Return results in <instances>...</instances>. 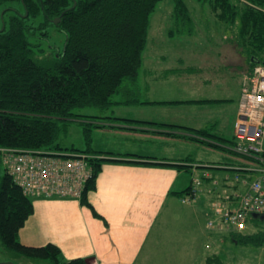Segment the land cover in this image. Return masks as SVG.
<instances>
[{
  "label": "trees",
  "instance_id": "1",
  "mask_svg": "<svg viewBox=\"0 0 264 264\" xmlns=\"http://www.w3.org/2000/svg\"><path fill=\"white\" fill-rule=\"evenodd\" d=\"M160 1L0 0V5L3 2H16L21 10H16V13L6 10L8 12L5 11L2 16L0 149L28 152L38 157H49L51 160L76 157L83 159L86 169L90 171V177L83 186L80 203L89 207L95 217L100 216L87 201V194L95 188L96 178L103 163L178 169L190 167L186 165V162H189L186 159L180 164H156L143 161L151 157L143 158L132 153L125 154L124 157H127L125 159L105 158L101 152L92 149V134L96 129L103 128L104 122L119 121L128 125L127 127L131 126L130 123H137L115 117L110 111L114 106L146 103L131 96V92L139 93L134 87L128 86L124 90L120 85L124 79L133 85L137 81L142 53L147 44L149 17ZM195 1L210 12L202 30L199 29L201 23L197 22L194 27L184 0H173L171 17L178 29L175 34H184L188 38L197 36L198 42L205 44L202 46L206 47L200 48L202 50L194 55L199 66L188 65L185 56L177 57L176 64L184 65L182 69L177 68V72H180L178 76L182 73L183 76L200 75L201 78H205L207 72H211L219 79L238 78L239 104L244 82L250 83L255 66H264V0ZM26 12L25 17L23 15ZM37 17L40 19L36 24ZM58 17L60 21L56 25L53 24V20ZM29 20H33L36 25L28 24ZM46 25L52 26L63 35L61 50L46 52L44 48L49 46L43 47L42 43L38 42L49 38L50 33L46 30ZM168 34L174 33L170 31ZM215 41L218 45H213ZM204 60L206 65H200ZM159 68H162V63ZM172 72L173 70L168 73ZM146 86L147 91L149 86ZM205 102L209 101L203 100V103ZM76 108L94 109L95 115L73 113ZM74 120L84 125L82 135L85 147L77 150L72 148L67 152L60 151V147L54 145L59 135V123ZM142 125L174 126L146 122ZM212 125L218 126V123L212 122ZM184 129L194 136L186 140L207 149L220 148L226 152L224 157L230 158L232 164L225 167L220 162L194 163L191 167L194 170L206 169L207 165L209 170L230 172L222 173L223 177L219 180L215 179V173L213 176L201 174L192 177L189 187L176 192L180 201L187 204L195 202L198 194L205 190V181H208L207 193L214 196L212 185L216 183L221 191L227 190L225 194L229 197L221 198L220 202L229 209L237 208L234 191L239 196L243 195L248 190L250 182L259 175L254 170L242 168L254 167L257 160L235 152V141L229 143L216 129L213 132L208 127L199 130ZM165 135L168 134L165 132ZM1 159L0 153V242L3 247L21 257L44 260L48 264H89L88 259H64L60 249L52 243L35 247L23 245L18 241V232L32 214L33 205L21 187L13 182L5 168L1 174ZM262 159L264 160V153ZM261 166H264V163ZM208 212L211 217L206 219V222L212 220L214 215L212 209ZM257 219L264 221L260 215L246 216V226ZM206 230L210 235L214 232L207 227ZM229 236H232L234 243L241 246L250 245L261 249L264 245V229L246 234L235 232ZM212 258L218 261V258Z\"/></svg>",
  "mask_w": 264,
  "mask_h": 264
},
{
  "label": "crops",
  "instance_id": "2",
  "mask_svg": "<svg viewBox=\"0 0 264 264\" xmlns=\"http://www.w3.org/2000/svg\"><path fill=\"white\" fill-rule=\"evenodd\" d=\"M182 50L183 48H171L170 52L177 54L172 56L162 48V68L154 72L152 68L144 66L143 72L148 75L144 82L149 86L145 97L131 92V96L146 102L134 106L158 107L159 113H156L159 117H156L154 109L155 116L148 114L140 118L128 114L119 115L116 111L118 108L127 109L133 106L112 107L110 113L115 117L137 123H130L131 126L127 127L128 125L119 121L104 122V127L96 129L93 134L97 137L101 132H105L113 138L114 144L111 147L95 148L94 137L93 151L101 152L102 156L111 159H125V154L132 153L143 158L151 157L143 161L156 164H180L185 160L182 155L184 147L191 150L192 147L200 149L199 144L186 140L194 136L184 129L203 128L199 115L206 117V121L211 119L212 122H217L218 126L223 123V127L216 130L227 138L223 133L229 128L232 114L235 113L239 93L238 78L219 79L211 72H207L205 78L200 75L183 76L182 73L178 76L180 72H177V68L182 69L184 66L176 64L177 57H184ZM192 50L200 52L202 49ZM194 61L186 60L188 65L199 66L197 60ZM172 70V73H168ZM158 85L161 87V93L157 100L155 92ZM203 100L209 102L203 103ZM220 100L221 103H217ZM145 122L165 123L176 127L142 125ZM165 132L168 135H165ZM156 143L162 144V149L171 146L177 156L162 158L155 147ZM196 155L200 153L197 152ZM192 170V174L214 175L209 169ZM180 175L179 169L174 167L103 163L96 178L95 188L87 194V201L100 217H95L89 207L80 203V199L34 198L31 200L33 212L19 230L18 241L23 245L35 247L52 243L60 249L64 259L83 258L88 259L89 264H162V260L166 261L167 257L176 256L175 251L174 254L171 252L177 244L176 228L168 223L167 218L183 217V233L191 236L188 244L192 246L201 232L203 235H206L204 231L207 232L198 206L206 204L210 209L209 206L214 201V196L207 193L209 182L205 181V190L198 194L195 202L182 203L176 192L185 190L189 185L180 189L174 188ZM175 206L183 211V215L178 216ZM206 212L201 213L204 216ZM168 225L170 234L164 236V228ZM211 237L209 234L205 239L212 242ZM221 239L224 241L225 236ZM260 261L258 264H261Z\"/></svg>",
  "mask_w": 264,
  "mask_h": 264
},
{
  "label": "rangeland",
  "instance_id": "3",
  "mask_svg": "<svg viewBox=\"0 0 264 264\" xmlns=\"http://www.w3.org/2000/svg\"><path fill=\"white\" fill-rule=\"evenodd\" d=\"M185 5L187 9L190 11V17L192 18L194 27L196 26L197 22L201 23V27L199 28L202 30V27L206 24V21L209 19L210 12L208 9L201 5V3L195 1V0H184ZM6 10H11L12 13H16V10L21 11L18 7L16 2H3L0 5V30L3 27V20L2 16L3 13ZM173 11V0H161L158 5L156 6L155 11L152 13V15L149 17V23H148V30H147V44L146 48L144 49L142 53V64L138 70L137 75V81L136 83L129 84L124 79V81L121 83V87L125 90L128 86L129 88L134 87L136 91H139L138 94H140L142 97H145L146 95V84L144 80L148 78V75L145 74L144 66H147L149 68H152L156 72L159 68V66L162 63V48L165 53H168L172 56H176V54H172L170 52L171 48H185L183 51V55L185 56V59L193 62L194 55L198 52H194L193 48H202V45L198 41L197 36L193 37H185L184 34H175V31L178 30L173 23V19L171 17ZM8 12V11H6ZM11 13H6V15ZM24 16V15H23ZM26 17V16H25ZM40 17L36 18V24L38 23ZM212 23V22H211ZM28 24H33V20H29ZM46 30L50 33L49 38H44V40L38 42L42 43L43 47L49 46V48H44L47 50L46 52H53L55 50H61L62 41H63V35L58 33L57 30H55L52 26L46 25ZM172 31L174 34L169 35ZM168 34V35H167ZM167 35V36H166ZM175 35V36H174ZM213 45H218V42H213ZM204 60L200 65L204 66L205 64ZM195 63V61H194ZM159 75V74H155ZM155 84V83H153ZM160 85V84H159ZM158 85V89L156 90L155 94L157 95V100L160 98L161 93V87ZM209 107V106H207ZM238 108V102L235 108V113L232 114L231 121L229 124V128L226 132L223 134L227 135V140L229 143L233 141V123L236 117V112ZM153 109L159 113L158 107H151L147 105L146 107L143 106H133L128 107L127 109L118 108L116 109L117 113H120L119 115H129L132 117H146L148 114L155 116ZM73 113L79 114V115H86L89 113H93L92 115H95V110L91 108H76L73 110ZM157 115V113H156ZM202 120V125L204 127L210 128V130L213 132L216 128L223 127V123H221L220 126L212 125V120L208 119L206 121V117L203 115H199ZM159 117L158 115L156 116ZM83 128L84 125L81 122H78L77 120L67 122V123H59V135L57 137V140L54 142V145H58L60 147V151L67 152L74 149H80V147H85V142L83 138ZM232 128V133H231ZM223 131H225L223 129ZM95 132V131H94ZM92 137L96 138L95 141V148H106L111 147L114 144L113 138L109 135H107L105 132H101L97 137L96 135H92ZM155 147L159 150L161 153V157L164 159L173 158L177 156V153L174 152L171 148V146H167L165 149H162V144H155ZM200 149L192 147V150L188 147H184L182 151L183 159L188 160L189 162H186L187 166H190L189 169H179L181 172V175L179 176L175 189H180L183 187H187L192 177L199 176L198 174H192L194 171L191 169L194 163L196 161H203V162H220L223 163L226 166L229 164H232V160L230 158L224 157L226 155V152L222 151L220 148L217 149H210L201 147L198 145ZM207 150V151H206ZM200 153V155H196V153ZM207 152V154H205ZM212 155V156H210ZM221 158V159H219ZM223 158V159H222ZM213 173L216 174V177L220 179L222 177V173H229L230 171L226 170H212ZM4 173V167L1 165V174ZM241 190V189H240ZM239 190V191H240ZM234 193H237L234 191ZM177 198L180 200L179 196L176 193ZM208 205L203 204L202 206H198L199 215L202 220L206 223V216L203 212H206L208 210ZM175 211L179 215H183V211L177 208L175 206ZM202 212V213H201ZM168 223L171 226H174L176 228L175 232V241L176 246H173L172 253L174 254V251L176 253L175 257H167L166 261L162 260V264H258L261 259V250L260 248L254 247V246H241L237 243H234L232 241V236L229 235H223L218 234V232L211 233L212 237L210 241H207L206 235L209 236V231H204L206 235H203L202 232L200 233V236L197 237L195 241H193L192 246H189L188 241L190 242L191 236H186L184 232L185 228L183 225V217L179 216L178 219L167 218ZM202 221V223L204 222ZM264 229V221L254 220L252 222L247 223V226L245 230L242 232L244 234L246 233H254V231H259ZM212 232V231H211ZM170 234L169 225L164 228V236H168ZM222 236H225L224 241H222ZM180 241H182L180 243ZM215 251V253H214ZM165 257V256H163ZM218 258V261L212 258ZM163 259V258H162ZM209 262V260H211ZM181 260V261H180ZM159 263V262H157ZM0 264H48V262L44 260L39 259H31V258H24L19 256L17 253L11 252L6 250L3 245L0 242Z\"/></svg>",
  "mask_w": 264,
  "mask_h": 264
},
{
  "label": "built area",
  "instance_id": "4",
  "mask_svg": "<svg viewBox=\"0 0 264 264\" xmlns=\"http://www.w3.org/2000/svg\"><path fill=\"white\" fill-rule=\"evenodd\" d=\"M250 83L244 82L236 117L233 123L235 152L254 158L257 165L245 167L259 175L249 184L248 190L238 197V207L229 209L223 204L214 207L215 220L236 231L246 226V216H264V66H255ZM2 161L13 181L25 195L42 198H79L84 182L90 177L81 158L51 160L28 152L0 149ZM214 220L208 228H214ZM264 264V245L262 261Z\"/></svg>",
  "mask_w": 264,
  "mask_h": 264
},
{
  "label": "water",
  "instance_id": "5",
  "mask_svg": "<svg viewBox=\"0 0 264 264\" xmlns=\"http://www.w3.org/2000/svg\"><path fill=\"white\" fill-rule=\"evenodd\" d=\"M75 5V3H73V6ZM27 15V12L25 13V15L24 16H26ZM60 21V18L58 17V18H56V19H54L53 20V24H57L58 22ZM2 30V29H1ZM261 220H264V217L263 216H261Z\"/></svg>",
  "mask_w": 264,
  "mask_h": 264
}]
</instances>
